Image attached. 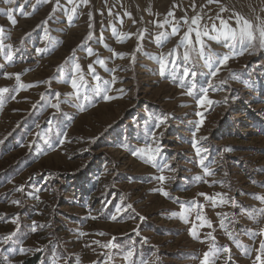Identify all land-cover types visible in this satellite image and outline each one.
<instances>
[{
	"label": "rangeland",
	"instance_id": "374dc122",
	"mask_svg": "<svg viewBox=\"0 0 264 264\" xmlns=\"http://www.w3.org/2000/svg\"><path fill=\"white\" fill-rule=\"evenodd\" d=\"M258 27L264 0H0V264H264Z\"/></svg>",
	"mask_w": 264,
	"mask_h": 264
},
{
	"label": "snow or ice",
	"instance_id": "6c2138e0",
	"mask_svg": "<svg viewBox=\"0 0 264 264\" xmlns=\"http://www.w3.org/2000/svg\"><path fill=\"white\" fill-rule=\"evenodd\" d=\"M70 2H71V0H70ZM199 19H200L199 17H195L192 21L193 24H197ZM238 22L242 24L241 28L239 29V33H237L236 31H233L231 29H228L227 32H225L224 34L230 35L232 39H236L237 35H239L241 40H247L249 42L255 41L257 39V37H256V35H254L252 23H250L247 20H244L242 17L239 19ZM12 23L15 24L16 21L12 20ZM221 23L224 25L225 29L228 28L226 22L222 21ZM0 31H3V29H0ZM257 31L259 33V42H260V44L264 45V27H258ZM176 32H177V29L173 28V34H176ZM195 34L197 37V42L201 44V47H203V42L200 40V36H201L200 31L197 30ZM205 35H207V33H205ZM184 40L187 41L189 44L191 43L190 33L185 35ZM187 57H188V53L186 52L185 58H187ZM227 59H228V57L224 58L225 61H227ZM72 86H73V88L77 87V83L75 80L72 81ZM0 91H7V89H3ZM204 102H205L204 100L200 101L201 104H203ZM208 103H211V101H208ZM160 179L164 180V177H160ZM163 194L165 196L168 195L166 192ZM262 247H264V245H262ZM224 251H228V249H224ZM203 264H209V253H205Z\"/></svg>",
	"mask_w": 264,
	"mask_h": 264
},
{
	"label": "trees",
	"instance_id": "16d2710c",
	"mask_svg": "<svg viewBox=\"0 0 264 264\" xmlns=\"http://www.w3.org/2000/svg\"><path fill=\"white\" fill-rule=\"evenodd\" d=\"M35 262H36V260L32 261V264H36ZM37 262H38V261H37ZM29 264H31V263H29Z\"/></svg>",
	"mask_w": 264,
	"mask_h": 264
}]
</instances>
